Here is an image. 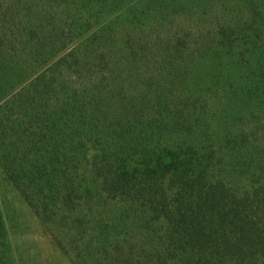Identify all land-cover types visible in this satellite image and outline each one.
Masks as SVG:
<instances>
[{"label":"trees","instance_id":"1","mask_svg":"<svg viewBox=\"0 0 264 264\" xmlns=\"http://www.w3.org/2000/svg\"><path fill=\"white\" fill-rule=\"evenodd\" d=\"M0 169L69 264H264V0H0Z\"/></svg>","mask_w":264,"mask_h":264},{"label":"rangeland","instance_id":"2","mask_svg":"<svg viewBox=\"0 0 264 264\" xmlns=\"http://www.w3.org/2000/svg\"><path fill=\"white\" fill-rule=\"evenodd\" d=\"M0 213L9 245L0 246V264H69L1 169Z\"/></svg>","mask_w":264,"mask_h":264}]
</instances>
